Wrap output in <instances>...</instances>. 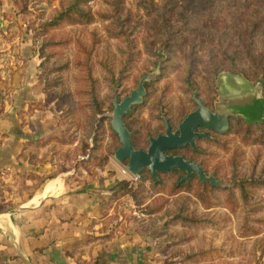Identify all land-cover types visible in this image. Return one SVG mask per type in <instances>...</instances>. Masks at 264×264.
<instances>
[{
    "label": "rangeland",
    "instance_id": "obj_1",
    "mask_svg": "<svg viewBox=\"0 0 264 264\" xmlns=\"http://www.w3.org/2000/svg\"><path fill=\"white\" fill-rule=\"evenodd\" d=\"M72 1L0 0V107L12 101L18 77H38L60 121L75 129L70 136L80 140L77 155L88 161L82 166L98 172L109 158L116 160L127 178L113 184L111 196H131L121 189L128 182L142 212H156L162 236L179 241L188 264H264V125H236L244 118L233 113L223 133L199 129L210 136L196 140L197 150L168 151L201 164L221 187L196 175L185 184L181 171L159 173L158 184L146 168L132 175L127 161L114 157L120 142L111 127L114 97L129 95L142 75L152 79L127 117L138 149L164 132L163 115L177 128L196 108L193 92L206 107L230 111L235 100H220L216 71L247 77L254 94L264 96V0H212L217 8L205 14L198 8L203 0H146L156 12L142 0H88L81 7L90 22L63 21L41 33L42 22ZM94 133L98 147L91 152Z\"/></svg>",
    "mask_w": 264,
    "mask_h": 264
},
{
    "label": "crops",
    "instance_id": "obj_2",
    "mask_svg": "<svg viewBox=\"0 0 264 264\" xmlns=\"http://www.w3.org/2000/svg\"><path fill=\"white\" fill-rule=\"evenodd\" d=\"M16 81L0 107V264H188L156 212L143 213L128 194L111 196L127 178L116 160L98 172L82 166L75 129L60 121L44 83L31 74ZM250 96L229 110L259 120L264 96Z\"/></svg>",
    "mask_w": 264,
    "mask_h": 264
},
{
    "label": "water",
    "instance_id": "obj_3",
    "mask_svg": "<svg viewBox=\"0 0 264 264\" xmlns=\"http://www.w3.org/2000/svg\"><path fill=\"white\" fill-rule=\"evenodd\" d=\"M152 79L151 75H142L137 88L129 95L120 99L115 96L111 115V127L118 135L120 146L114 151V157L120 163L127 161L125 167L132 175L146 168L151 176L158 180V174L178 170L184 172L180 181H187L192 175H196L201 182H207L211 186H223L214 175H208L201 164L192 162L182 155L167 153L175 149L190 146L197 150L196 140L205 138L207 134L200 132L199 127L218 133H223L229 128V117L233 114L223 108L215 107L213 110L206 107L204 102L193 92V101L196 108L190 111L179 122L176 129L166 116H162L165 123V132L149 138V146L146 150L136 149L130 139L131 132L125 126L123 117L135 104H141L146 93L144 83ZM220 100L241 98L253 95L257 87L245 77L232 73H220L216 80Z\"/></svg>",
    "mask_w": 264,
    "mask_h": 264
},
{
    "label": "trees",
    "instance_id": "obj_4",
    "mask_svg": "<svg viewBox=\"0 0 264 264\" xmlns=\"http://www.w3.org/2000/svg\"><path fill=\"white\" fill-rule=\"evenodd\" d=\"M86 1L88 0H73L72 3L70 5H68L65 9H63L62 11H60L54 18H52L50 21H43L42 24H41V27L39 29H41V33L42 32H45L48 27H52V26H57L59 25L61 22L63 21H68V22H71V23H78L81 19L85 18L87 22H90L91 19H92V15L88 12V11H85L82 7H81V3H85ZM142 3L144 4V6L150 10V11H154L156 12V9L154 8L153 4L149 1H146V0H142ZM198 8H199V13L202 12L203 14H205L206 12H214L215 9L217 8L216 4H214L212 2V0H203L201 1L200 3H198ZM175 45V43L171 42V43H168L167 45V48H168V51L170 53H172L175 49L173 48V46ZM63 69L65 67H55V71H59L60 69ZM61 69V70H62ZM191 72H189V74L186 76V81L188 82L189 85L192 86V82L189 80V77H190V74L193 72L192 69H190ZM213 78L215 77L217 79V76H218V71H216V73L213 74ZM247 78V77H246ZM56 84L58 81H54ZM54 84H51L49 83V86L51 85H54ZM47 89H48V85H47V82L45 83ZM149 84L148 83H144V88H146ZM264 88V87H263ZM263 94H264V89H263ZM136 107V105H134L131 110L123 117V121L125 123V126L127 127V129L132 133L130 139L134 145V147L136 149L137 148V142H136V139H135V134L133 132V129L131 128V125L130 123L127 121V117H129V115L132 113L133 109ZM245 122L246 125H264V119L262 120H255V121H247V120H243V119H239L237 118L236 119V125H240L241 122ZM98 129V127H97ZM96 129V130H97ZM100 129V128H99ZM100 132V130H99ZM101 134V132H100ZM99 139V138H98ZM94 141H97V133H94V138H93V145L91 147V152H93L94 150L97 149L98 147V143H94ZM194 151V149H192ZM176 154V153H174ZM178 155V154H176ZM187 159V158H186ZM192 162H194L192 159H188ZM205 170V169H204ZM178 170H174V172H177ZM182 177V176H181ZM180 177V179H181ZM150 178L152 180V183L153 184H158L159 182V179L158 180H155L151 175H150ZM158 178H159V174H158ZM193 177H191L188 181H183V183L185 184H189L191 182V179ZM127 183L128 182H122V188L121 189H124V192H130L131 196L134 198L135 200V194H134V191H128L126 189L127 187ZM178 186H181V185H178ZM240 188L242 190V192H244V185H240ZM136 204L138 206L142 205V201L140 199H138V197H136V200H135Z\"/></svg>",
    "mask_w": 264,
    "mask_h": 264
},
{
    "label": "flooded vegetation",
    "instance_id": "obj_5",
    "mask_svg": "<svg viewBox=\"0 0 264 264\" xmlns=\"http://www.w3.org/2000/svg\"><path fill=\"white\" fill-rule=\"evenodd\" d=\"M200 128H203V127H199L197 130L200 131V130H199ZM204 129H205V128H204ZM164 132H165V130H164ZM164 132H163V133H164ZM200 132H203V131H200ZM163 133H162V134H163ZM204 133H206V132H204ZM158 134H161V133H158ZM158 134H157V135H158ZM206 134H207V137L210 136V135H208V133H206ZM157 135H156V136H157ZM207 137H205V138H207ZM167 153H169V152H167ZM170 153H172V152H170ZM183 175H184V174H183Z\"/></svg>",
    "mask_w": 264,
    "mask_h": 264
}]
</instances>
